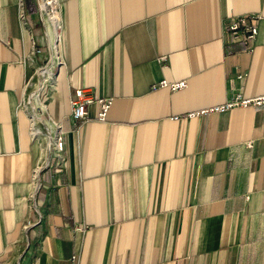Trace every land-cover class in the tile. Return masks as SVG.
I'll return each mask as SVG.
<instances>
[{"label":"crops","instance_id":"0c3cea01","mask_svg":"<svg viewBox=\"0 0 264 264\" xmlns=\"http://www.w3.org/2000/svg\"><path fill=\"white\" fill-rule=\"evenodd\" d=\"M247 15L249 51L226 32ZM56 19L0 0V264H264V106L188 116L264 95V0H58Z\"/></svg>","mask_w":264,"mask_h":264},{"label":"built area","instance_id":"2783aa9c","mask_svg":"<svg viewBox=\"0 0 264 264\" xmlns=\"http://www.w3.org/2000/svg\"><path fill=\"white\" fill-rule=\"evenodd\" d=\"M38 5V11L40 16H46L51 21H57L56 13L58 10V0H35ZM257 17L252 15L237 16L232 18L226 27V32L235 42L243 44L248 51L251 49V44L254 42L257 36ZM161 88H165L171 92L182 90L185 87V82L167 83L161 82L159 85ZM93 95L87 90L80 89L75 92V97L70 102L71 118L73 120H83L87 116V107L94 102ZM100 111L98 113V121H105L107 112L111 106V99L101 98L98 99ZM264 106V95H260L252 98H245L240 93L234 95L231 99L221 105H216L208 109H204L198 113L189 114V117H195L198 115H206L210 113H220L229 111L232 109H245V108H259ZM181 117H174L176 120ZM55 147L58 151L62 150V139L58 137L55 142Z\"/></svg>","mask_w":264,"mask_h":264},{"label":"rangeland","instance_id":"374dc122","mask_svg":"<svg viewBox=\"0 0 264 264\" xmlns=\"http://www.w3.org/2000/svg\"><path fill=\"white\" fill-rule=\"evenodd\" d=\"M50 27L52 29V34H53L54 33L53 26L50 25ZM56 35H57V33H56ZM54 39H55V36H53L52 42H54ZM51 62H52V60L49 58V59H47V61H45L40 66L35 67L33 69V71L31 72V75L29 78V84L27 86L26 95H25L26 96L25 103L28 104L30 108H31V106L35 107V104L38 101L36 96H37V91H38L40 83H41V77H39L40 76L39 70L46 71L43 76L48 75L49 70L47 68L51 67ZM32 97H34V100H31ZM31 118H32L33 124H35L36 129L41 132V136L43 138H47L46 137V135H47L46 125L44 124V122L41 121V119L38 116H36V114H34V113L31 115Z\"/></svg>","mask_w":264,"mask_h":264},{"label":"bare ground","instance_id":"6f19581e","mask_svg":"<svg viewBox=\"0 0 264 264\" xmlns=\"http://www.w3.org/2000/svg\"><path fill=\"white\" fill-rule=\"evenodd\" d=\"M59 19V18H58ZM49 22L50 25L53 26L54 31L57 33V21H51V20H47ZM60 28V27H59ZM46 71H40L39 75L43 76L45 74ZM46 76V75H45ZM45 78V77H44ZM37 97V96H36ZM31 100H34V97L31 98Z\"/></svg>","mask_w":264,"mask_h":264}]
</instances>
